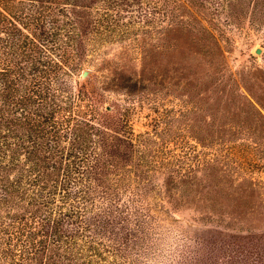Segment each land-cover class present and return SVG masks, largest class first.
Masks as SVG:
<instances>
[{
  "label": "trees",
  "instance_id": "trees-1",
  "mask_svg": "<svg viewBox=\"0 0 264 264\" xmlns=\"http://www.w3.org/2000/svg\"><path fill=\"white\" fill-rule=\"evenodd\" d=\"M236 6L249 9L247 22ZM246 24L261 28L264 0H0V264H264L263 233L214 225L174 250L161 241L166 202L215 212L253 198L240 180H256L229 178L245 158L162 166V116L135 132L132 107L104 92L142 102L177 86L196 139L247 136L251 154H264V67L227 64L229 30ZM162 54L171 76L159 70ZM95 57L99 68H88ZM234 179L236 194L218 189Z\"/></svg>",
  "mask_w": 264,
  "mask_h": 264
},
{
  "label": "rangeland",
  "instance_id": "rangeland-1",
  "mask_svg": "<svg viewBox=\"0 0 264 264\" xmlns=\"http://www.w3.org/2000/svg\"><path fill=\"white\" fill-rule=\"evenodd\" d=\"M242 8L236 6L234 14L238 17L240 16L239 19L242 18L243 21L245 19L247 22L250 16L249 9ZM246 25L242 29H236L232 26L229 30L236 47L231 56L227 58V64L234 71H237L244 65L264 67V30L262 28L264 24H261V28L250 24ZM126 41L108 43L104 48L106 53H103V55L109 57L115 56L119 52L121 44H124ZM256 46L261 47L260 53L254 51ZM240 49H243L244 52H239ZM132 55L139 56V54ZM99 62V57L89 60L87 64L89 65L88 68H99ZM157 63L159 70L167 76H171L176 72L174 70L175 63L170 55L162 54ZM131 64H136V61H131ZM103 71L104 68L100 67L95 72L98 75L97 83L101 80ZM179 90L177 86H173L171 91L163 89V91L157 92L155 100H143L142 102L137 100L136 95L126 94L121 91L106 89L104 92L109 100L113 101L117 99L132 107L130 122L135 132L152 130L153 118L157 115L162 116L160 118L162 122L158 126H163L164 132L157 145L159 148L158 158L161 160L160 164L162 166L193 167V161L196 158H215L218 160V164L223 166L226 160L231 163V159L241 160L245 158L248 162L241 160L243 161L242 170H233V175L229 176V178L233 179L234 177L244 176L250 178L252 176L256 180V184L253 185L252 182H248L249 180H240L242 181L240 189L244 191L245 189L254 187L255 196L253 198L248 196L240 199L230 198L231 200L228 204L219 205L215 212L205 207L199 208L193 203L187 204V207H174L166 202L167 211L159 213L161 219H159L157 225L161 241L167 246L170 243L174 245L178 241L177 239L180 241L188 238L187 240L191 239L192 241L190 237L194 238L195 236L205 235L206 229L214 225H218L220 230L223 231L227 230L237 233L258 232L264 234V154L259 150L256 155L251 154V149L248 145L252 144L253 140L247 136L231 141H224V143L215 141L219 139L211 141L210 139H204L202 142L196 139L193 136V113L190 112L188 115H185V112L191 107L189 103L185 102V99L189 98V94L186 91ZM191 93L193 99V91ZM206 94H208V91L200 93L202 97H206ZM200 134L211 138L207 135L206 129ZM227 144H233L234 147L227 148ZM252 160L255 162H250ZM238 183L235 179L229 180L219 184L218 189L236 194ZM189 202H193V199ZM229 210H232V213H229ZM169 247L172 249L174 246ZM155 264H161V262H156Z\"/></svg>",
  "mask_w": 264,
  "mask_h": 264
},
{
  "label": "water",
  "instance_id": "water-1",
  "mask_svg": "<svg viewBox=\"0 0 264 264\" xmlns=\"http://www.w3.org/2000/svg\"><path fill=\"white\" fill-rule=\"evenodd\" d=\"M254 51H255L256 53H260V52H261V47L256 46L255 49H254ZM86 73H87V70H86V69L82 70V72H81V76H85Z\"/></svg>",
  "mask_w": 264,
  "mask_h": 264
}]
</instances>
